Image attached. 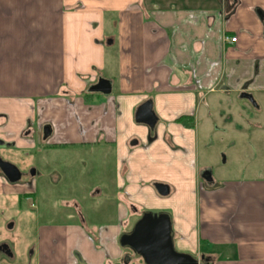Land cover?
<instances>
[{"label": "crops", "instance_id": "crops-1", "mask_svg": "<svg viewBox=\"0 0 264 264\" xmlns=\"http://www.w3.org/2000/svg\"><path fill=\"white\" fill-rule=\"evenodd\" d=\"M147 101L154 128L136 121ZM62 148L111 150L112 184L82 189L113 214L89 222L76 196L79 217L34 216L23 260L0 240V264H142L120 238L146 212L200 263L264 264V0H0V157L21 174L0 169L5 207L21 216L42 171L3 153Z\"/></svg>", "mask_w": 264, "mask_h": 264}, {"label": "rangeland", "instance_id": "rangeland-1", "mask_svg": "<svg viewBox=\"0 0 264 264\" xmlns=\"http://www.w3.org/2000/svg\"><path fill=\"white\" fill-rule=\"evenodd\" d=\"M40 151L29 155L3 153V156L17 165L22 173L27 174L34 169L33 167L38 165L42 171V175L37 180L38 188L35 199L27 200L25 197L22 199L24 211L21 216L16 213V210H18L15 207L16 204L13 203L11 206L5 207L4 200L0 201V218L7 219L15 216L18 219V223L14 228H7L12 221L0 225V240L8 242L13 247L19 260L28 257L35 247L37 221L34 216L36 215H38L40 223L55 218L62 219L69 214L73 215V212L79 217L78 210L66 204L74 200L76 196H79L83 204L82 213L89 222L99 225L109 221L113 214L112 207L109 205L103 207L99 205L98 201H90L88 198H84L82 189L84 185L92 187L95 180L98 183L99 174L104 178V181L108 180L111 183L115 172L111 150H107V153L103 151V157L100 161L98 159L99 154L96 158L91 155L90 159H86V163L85 161L82 162L85 156L83 153L75 154L74 150L71 149ZM94 167L101 170V173L99 171L95 173L93 171ZM228 169H231V167H228ZM221 175L222 177L226 176L225 174ZM25 179L26 176L24 175L22 180ZM103 204H106V202ZM3 245L8 244L4 243ZM127 255L130 259L137 257L131 250H128ZM136 259H138L137 263L142 262L144 264L142 258L137 257Z\"/></svg>", "mask_w": 264, "mask_h": 264}, {"label": "water", "instance_id": "water-1", "mask_svg": "<svg viewBox=\"0 0 264 264\" xmlns=\"http://www.w3.org/2000/svg\"><path fill=\"white\" fill-rule=\"evenodd\" d=\"M95 89L105 91L101 82ZM136 121L148 124L151 128L155 127L157 117L151 101L145 102L138 108ZM0 169L11 182L19 181L21 174L18 168L2 160L1 157ZM156 188L160 194H167L166 186L157 184ZM120 246L140 256L144 264H202L193 256L176 251L172 222L167 214L144 213L131 231L122 235Z\"/></svg>", "mask_w": 264, "mask_h": 264}, {"label": "built area", "instance_id": "built-area-1", "mask_svg": "<svg viewBox=\"0 0 264 264\" xmlns=\"http://www.w3.org/2000/svg\"><path fill=\"white\" fill-rule=\"evenodd\" d=\"M225 41L229 43H235L237 41V37L226 36Z\"/></svg>", "mask_w": 264, "mask_h": 264}, {"label": "trees", "instance_id": "trees-1", "mask_svg": "<svg viewBox=\"0 0 264 264\" xmlns=\"http://www.w3.org/2000/svg\"><path fill=\"white\" fill-rule=\"evenodd\" d=\"M202 264H211L207 259L202 261Z\"/></svg>", "mask_w": 264, "mask_h": 264}, {"label": "flooded vegetation", "instance_id": "flooded-vegetation-1", "mask_svg": "<svg viewBox=\"0 0 264 264\" xmlns=\"http://www.w3.org/2000/svg\"><path fill=\"white\" fill-rule=\"evenodd\" d=\"M134 143L136 144L137 142L134 141ZM143 214H144V213H143ZM143 214H142V215H143ZM142 215H141V216H142Z\"/></svg>", "mask_w": 264, "mask_h": 264}]
</instances>
